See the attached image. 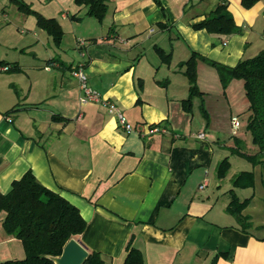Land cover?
<instances>
[{
  "label": "crops",
  "instance_id": "1",
  "mask_svg": "<svg viewBox=\"0 0 264 264\" xmlns=\"http://www.w3.org/2000/svg\"><path fill=\"white\" fill-rule=\"evenodd\" d=\"M25 1L58 20L64 37L44 54L43 75L0 77L11 86H0L2 193L31 170L78 207L88 227L80 240L105 264H124L131 246L143 253L144 264H264V233L242 230L227 208L231 195L224 200L222 183L212 186L220 160L214 144L241 141L231 118L249 113L244 81L225 88L220 71L198 58L202 94L190 109L183 104L192 88L186 61L194 53L234 67L264 48V0L249 9L230 0L228 9L244 31L225 38L192 26L221 0H109L104 21L75 0ZM9 2L0 0V39L32 16ZM85 22L89 27L81 30ZM70 51L79 53V63L68 61ZM0 61V74L25 73L17 61ZM79 66L102 100L82 102L74 74ZM105 101L116 103L132 132ZM4 218L0 260L24 258V244L6 233Z\"/></svg>",
  "mask_w": 264,
  "mask_h": 264
},
{
  "label": "trees",
  "instance_id": "2",
  "mask_svg": "<svg viewBox=\"0 0 264 264\" xmlns=\"http://www.w3.org/2000/svg\"><path fill=\"white\" fill-rule=\"evenodd\" d=\"M12 1L18 4L22 12L37 14L38 25L52 35L57 45L61 43L64 32L58 20L45 17L23 0ZM108 1L75 0L78 6H87V14L100 21L105 20L109 7ZM260 1L242 0L241 4L245 9H249ZM228 4L230 0H221L205 19L193 23V28L207 29L210 33L223 38L241 33L243 27L237 25L235 16L228 9ZM73 18L79 17L73 16ZM159 51L164 60L170 61V54H166L162 49ZM198 58L207 61L220 71L225 88L229 86L231 80L242 79L244 81L245 95L249 103L248 130L254 138L253 143L258 147V152L250 154L240 145L232 149L255 166L264 164V48L256 56L240 60L234 67L219 64L217 61L194 53L192 58L186 61V71L192 85L189 98L183 102L188 109L192 106L194 96L202 94L196 84V60ZM3 63L4 61H0V65ZM17 108L18 105L5 114L14 112ZM202 110L208 120L209 113L203 105ZM231 168V162L226 157L219 165L218 175L224 178ZM233 180L234 187L229 190L231 199L227 208L229 213L241 222L242 230L246 231L252 221L248 215L244 214V211L253 197L241 200L235 188L252 189L257 179H255L254 171L243 170ZM4 213L3 228L7 234L21 240L24 244L25 256L20 259L0 260V264H55L52 257L61 256L68 241L71 238L80 240L81 235L88 228L78 207L72 205V202L60 193L43 186L31 170H28L23 177L14 180L9 191L2 193L0 189V215ZM89 252L90 257L84 264H105L102 254L97 251ZM127 253L124 264H144L143 253L136 247L131 246Z\"/></svg>",
  "mask_w": 264,
  "mask_h": 264
},
{
  "label": "rangeland",
  "instance_id": "3",
  "mask_svg": "<svg viewBox=\"0 0 264 264\" xmlns=\"http://www.w3.org/2000/svg\"><path fill=\"white\" fill-rule=\"evenodd\" d=\"M11 2L18 8V4L12 0H10L9 5ZM29 5L32 7L30 3ZM25 14L32 15L29 18L30 19L29 22L26 23L25 25H20L19 28L16 25H14V28L11 29L9 28L6 31L8 32L7 33L8 37L5 39H0V60L4 58L11 63L16 61L19 62L22 65V69H23L22 71H25V73L24 74L22 72L12 73L11 71L2 72L0 74L1 80L7 79V75H11V76L16 75L13 77H17V75H21L19 77H22L21 79H26V80H27L26 76L28 75L30 76L36 74L43 75L42 73H45L44 65L47 64V62L44 59L45 57L44 54H48L49 50L57 49L56 46L54 45L56 43L55 40L52 38V36L39 27L38 25L39 23L37 21L38 18L37 14L34 13H30V14L25 13ZM14 15L16 14L14 13ZM93 22L97 23V20L93 19ZM79 26L81 30H85L87 27H89V25L86 22L84 24H79ZM4 36L5 34L2 33L0 34V38L1 37L3 38ZM70 52H71L69 54L70 59L68 61L71 60L76 64L79 63L80 60L79 53L77 51L75 52L70 51ZM51 68L53 72L57 70V68L55 67L53 68V66H51ZM0 86L4 91L11 90L10 89L11 86H8L5 81L0 83ZM248 114L249 113H245L242 115L241 122L243 126L242 128H240L237 137L239 138V140H241L240 142H237L235 137H229L227 146L224 145L222 147L217 143L214 144L215 153H217L218 155L217 157H220V160H218L213 166L214 168L212 170L213 173L212 186L214 189H216V183L217 185L222 183V194L224 197L223 199L225 200V197L227 198L229 197V195H231L229 194V190L234 187L233 186L234 177L243 170H251V171L254 170L255 179H257V181L255 182V186L252 187V189L235 188V191L241 200L247 197H253L252 200L249 201L247 209L244 211V213L250 216V221H252V224L249 226V228L252 229V232L258 235H262L264 233L263 230L264 229V164H259L255 166L252 163H250L249 160L242 157L240 154L234 152L232 149L233 147H237V145H240L243 150L249 152L250 154L251 153L255 154L258 152V147L253 143L254 138L252 137L251 132H249L248 130V124H247ZM226 157L229 158L232 168L228 171L227 175L224 178H221L218 175L219 165L221 162L224 161ZM214 178L218 182H215ZM254 193L255 196H253ZM239 224H241V222H239Z\"/></svg>",
  "mask_w": 264,
  "mask_h": 264
},
{
  "label": "built area",
  "instance_id": "4",
  "mask_svg": "<svg viewBox=\"0 0 264 264\" xmlns=\"http://www.w3.org/2000/svg\"><path fill=\"white\" fill-rule=\"evenodd\" d=\"M86 43L85 40L81 39L79 40V45L80 46H84ZM9 67H4L3 69H8ZM74 74L77 75L80 84H81V89H83V98H82V102L83 101H88V100H92V101H100L102 100V97L100 96V94L97 92L96 89L92 88L91 86L88 85L87 83V78L88 75H86L83 66H79L75 71ZM108 104V107L110 109V112L115 113L116 115L119 116V124L126 129L128 132H132L134 130L133 126L127 121L126 116L123 115V113L121 112V110L118 108V106L116 105V103L114 102H109V101H105ZM231 125H233L232 128V133L233 135L237 136L240 128H242V124H241V119L238 115H233L231 118ZM200 137H203L204 134H200Z\"/></svg>",
  "mask_w": 264,
  "mask_h": 264
},
{
  "label": "water",
  "instance_id": "5",
  "mask_svg": "<svg viewBox=\"0 0 264 264\" xmlns=\"http://www.w3.org/2000/svg\"><path fill=\"white\" fill-rule=\"evenodd\" d=\"M90 257V252L84 243L78 239H70L64 246L61 256L52 257L55 264H84Z\"/></svg>",
  "mask_w": 264,
  "mask_h": 264
}]
</instances>
